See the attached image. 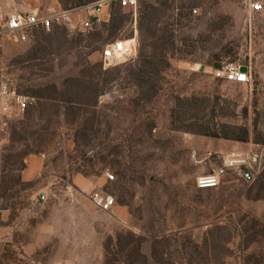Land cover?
I'll return each mask as SVG.
<instances>
[{
	"label": "rangeland",
	"instance_id": "374dc122",
	"mask_svg": "<svg viewBox=\"0 0 264 264\" xmlns=\"http://www.w3.org/2000/svg\"><path fill=\"white\" fill-rule=\"evenodd\" d=\"M99 1L0 0L72 17L2 41L33 102L0 131V264H264V0ZM249 146L257 165L197 187L209 152Z\"/></svg>",
	"mask_w": 264,
	"mask_h": 264
},
{
	"label": "built area",
	"instance_id": "2783aa9c",
	"mask_svg": "<svg viewBox=\"0 0 264 264\" xmlns=\"http://www.w3.org/2000/svg\"><path fill=\"white\" fill-rule=\"evenodd\" d=\"M122 7L135 9L138 0H117ZM98 6L104 4V0L97 2ZM259 1L251 3L254 11L262 9ZM195 13L196 10L193 9ZM54 24H64L72 26L71 11L59 10L49 13L37 11H14L5 16H0V72L2 69V41L4 37H11L16 40H23L27 37V32L33 28L49 29ZM87 25V21L82 22ZM216 72L227 81L247 82L250 79V72L244 69L239 63L229 62ZM33 102V98L20 92L13 82L6 77L0 78V131H2L10 120L20 117L25 113L28 106ZM209 156L215 155L220 164L210 173L200 175L196 178V185L199 188H211L220 184L224 173L232 168H250L257 165L261 159V153L256 146H249L241 150H233L227 153L209 152ZM109 178L112 174L107 173ZM91 200L101 209H108L113 204V198L94 193Z\"/></svg>",
	"mask_w": 264,
	"mask_h": 264
},
{
	"label": "bare ground",
	"instance_id": "6f19581e",
	"mask_svg": "<svg viewBox=\"0 0 264 264\" xmlns=\"http://www.w3.org/2000/svg\"><path fill=\"white\" fill-rule=\"evenodd\" d=\"M122 50H123V42L118 43L113 48H109L108 49V53H109V55H110L112 60H119L121 58V56H122Z\"/></svg>",
	"mask_w": 264,
	"mask_h": 264
},
{
	"label": "crops",
	"instance_id": "0c3cea01",
	"mask_svg": "<svg viewBox=\"0 0 264 264\" xmlns=\"http://www.w3.org/2000/svg\"><path fill=\"white\" fill-rule=\"evenodd\" d=\"M39 6L40 4H23L22 8H28V9H33L32 11H37L39 9ZM20 6H16L14 8H11L13 9L14 11H18L17 9L19 8Z\"/></svg>",
	"mask_w": 264,
	"mask_h": 264
}]
</instances>
